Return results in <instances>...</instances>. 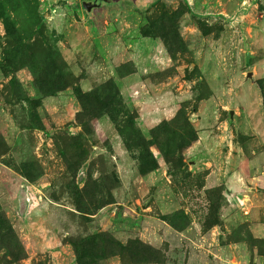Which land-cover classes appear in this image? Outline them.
Masks as SVG:
<instances>
[{
	"label": "rangeland",
	"instance_id": "rangeland-1",
	"mask_svg": "<svg viewBox=\"0 0 264 264\" xmlns=\"http://www.w3.org/2000/svg\"><path fill=\"white\" fill-rule=\"evenodd\" d=\"M84 1L0 0V264H264V0Z\"/></svg>",
	"mask_w": 264,
	"mask_h": 264
},
{
	"label": "water",
	"instance_id": "water-1",
	"mask_svg": "<svg viewBox=\"0 0 264 264\" xmlns=\"http://www.w3.org/2000/svg\"><path fill=\"white\" fill-rule=\"evenodd\" d=\"M120 0H91V1H84L83 2V8L88 12L91 13L94 11V9L99 8L101 6H103L104 4H113V3H117ZM246 79H251L253 81H255L254 78V72L253 71H249L246 75ZM234 114V111H231V115Z\"/></svg>",
	"mask_w": 264,
	"mask_h": 264
}]
</instances>
